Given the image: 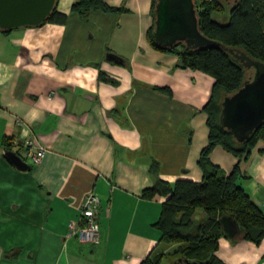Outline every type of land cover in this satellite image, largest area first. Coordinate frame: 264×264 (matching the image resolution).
<instances>
[{
    "label": "crops",
    "instance_id": "crops-1",
    "mask_svg": "<svg viewBox=\"0 0 264 264\" xmlns=\"http://www.w3.org/2000/svg\"><path fill=\"white\" fill-rule=\"evenodd\" d=\"M74 1L58 0L65 22L0 29V264H142L161 246L167 198L144 189L203 177L214 76L150 43L152 0H105L116 9L86 16ZM27 139L47 147L39 164ZM8 149L31 167L19 169ZM209 159L226 173L239 161L221 145ZM240 167L264 211V150ZM89 192L101 199L95 244L69 227ZM215 253L223 264H264V238L222 236Z\"/></svg>",
    "mask_w": 264,
    "mask_h": 264
},
{
    "label": "trees",
    "instance_id": "trees-1",
    "mask_svg": "<svg viewBox=\"0 0 264 264\" xmlns=\"http://www.w3.org/2000/svg\"><path fill=\"white\" fill-rule=\"evenodd\" d=\"M156 1L152 0L154 17ZM196 3L200 29L222 45L192 49L179 42L164 47L153 37L154 23L148 37L155 48L179 54L182 66L201 69L215 78L211 97L204 106L209 135L199 158L203 177L199 181L178 177L173 185L159 180L144 189L145 196L155 193L167 196L155 224L163 232L162 242L179 245L172 253H166L161 245L142 264H167L165 259L170 254H177V262L187 260L186 264H223L215 253L219 238L228 236L220 220L222 215L231 216L240 227L232 238L255 243L264 238V211L239 183L242 175L240 160L247 158L257 146L264 150V123L244 142L237 141L233 133L220 123L224 95L236 91L253 75V68L245 67L228 47L241 48L253 58L264 61V0H196ZM97 9L108 11L116 7L108 5L105 0H75L72 4V11L83 16ZM221 15H226V22L217 19ZM67 16L56 7L47 21L62 23ZM216 145L239 158L231 172L226 173L219 165L211 163L209 154ZM157 169L158 162L154 160L151 170L155 172ZM198 209H203L208 217L196 223L194 216Z\"/></svg>",
    "mask_w": 264,
    "mask_h": 264
},
{
    "label": "water",
    "instance_id": "water-1",
    "mask_svg": "<svg viewBox=\"0 0 264 264\" xmlns=\"http://www.w3.org/2000/svg\"><path fill=\"white\" fill-rule=\"evenodd\" d=\"M57 3L58 0H0V29L41 25ZM154 12L153 37L161 46L172 47L179 42L192 49L222 45L200 29L196 0H157ZM228 49L245 67L253 68V75L236 91L224 95L221 102V125L237 141L244 142L264 123V61L241 48ZM6 155L19 169L31 167L15 150L8 149ZM220 220L229 237L239 232L240 227L231 216L222 215Z\"/></svg>",
    "mask_w": 264,
    "mask_h": 264
},
{
    "label": "built area",
    "instance_id": "built-area-1",
    "mask_svg": "<svg viewBox=\"0 0 264 264\" xmlns=\"http://www.w3.org/2000/svg\"><path fill=\"white\" fill-rule=\"evenodd\" d=\"M23 146L27 158L33 164H39L47 153V147L33 139H27ZM100 203L101 199L98 194L94 192L87 193L79 218L72 220L69 224L70 233L76 235L81 242L95 244L100 241Z\"/></svg>",
    "mask_w": 264,
    "mask_h": 264
},
{
    "label": "rangeland",
    "instance_id": "rangeland-1",
    "mask_svg": "<svg viewBox=\"0 0 264 264\" xmlns=\"http://www.w3.org/2000/svg\"><path fill=\"white\" fill-rule=\"evenodd\" d=\"M217 19L220 22H226L228 18L226 17V15H221V16L217 17ZM249 76H251V75H249ZM204 216H207V214H205L204 210L198 209L195 213V216H194V222L199 223V222L205 221L207 218L205 219ZM203 218H204V220H203ZM161 245H162V248L164 249V251L166 253H172L176 249V247H178L179 244H171V243H167V242H162ZM177 257H178L177 254L176 255L170 254L166 257L165 263H167V264H186L187 263V260H184V259L182 262H177Z\"/></svg>",
    "mask_w": 264,
    "mask_h": 264
}]
</instances>
